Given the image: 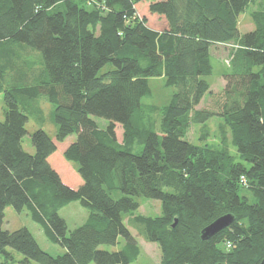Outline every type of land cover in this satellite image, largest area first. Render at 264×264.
<instances>
[{
    "label": "trees",
    "instance_id": "16d2710c",
    "mask_svg": "<svg viewBox=\"0 0 264 264\" xmlns=\"http://www.w3.org/2000/svg\"><path fill=\"white\" fill-rule=\"evenodd\" d=\"M168 26L154 30L136 9ZM263 0H0V264H130L140 246L125 224L160 247L161 264H261L264 260V9L249 13L254 29L239 31V18ZM233 45L213 93L212 49ZM18 49H21L18 51ZM39 55H38V53ZM29 53L35 54L31 60ZM38 66V67H37ZM176 88L156 121L145 124L142 101L149 79ZM7 80H11V84ZM211 96L209 107L197 109ZM45 97L54 105L56 142L76 134L64 152L83 181L63 183L48 158L56 143L43 130L32 135L35 154L22 147L28 117L19 97ZM223 119V146L189 141L191 125ZM92 117L109 121L106 129ZM116 125L123 128L122 142ZM227 132L230 133L229 149ZM161 202V215H137L138 198ZM79 202L89 212L69 230L59 214ZM28 209L45 235L65 250L52 256L22 228L2 229L5 209ZM234 222L203 241L201 231L221 216ZM125 246L117 252L101 250Z\"/></svg>",
    "mask_w": 264,
    "mask_h": 264
},
{
    "label": "rangeland",
    "instance_id": "374dc122",
    "mask_svg": "<svg viewBox=\"0 0 264 264\" xmlns=\"http://www.w3.org/2000/svg\"><path fill=\"white\" fill-rule=\"evenodd\" d=\"M262 0H260L261 2ZM263 5L259 8L258 5H251L248 9V12L243 13L239 18V31L241 34H245L254 29V25L251 23L249 13L254 10L264 9V0ZM149 2H140L136 5L137 13L141 18L147 19V25L154 30H164L167 28L168 23L166 19L162 16L151 14L149 11ZM21 49H18L20 51ZM233 50V45H221L215 46L212 49V63L214 66V73L211 77L208 78L211 83V90L213 93H219L225 86V81L223 74L226 71L229 61L231 60V51ZM38 53V52H37ZM39 55V53H38ZM30 59L33 60L36 58L35 54L29 53ZM35 62L38 66L39 60ZM37 66V67H38ZM8 83H12L11 80H7ZM151 96L143 99V110L145 114V124L148 122L156 121L159 125L160 121V110L169 104L171 97L173 96L176 88L167 87L165 83V78L157 77L149 79ZM19 106L20 110L25 113L28 117V123L26 124L27 134L22 140V147L25 152L29 154H35V148L32 143V135L37 130L45 131L54 142H56V132L57 125L54 122V105L50 103L44 96L32 100L28 97H19ZM212 98L207 95L197 107V109L207 108L211 105ZM6 109L5 105V95L0 93V120H4V111ZM92 119L97 123L98 127L101 129H106L109 125V121L99 118L92 117ZM223 125V119L220 117H213L207 123L209 128V136L204 141H200L199 137L201 135L202 125H191L188 139L190 142L196 145L209 146L214 149H220L223 146V139L221 133V126ZM116 134L119 141H122L123 128L120 125H116ZM76 140V134L68 137L63 143H57L58 149L50 158V163L52 166L59 172L63 182L68 184L71 188H78V183L80 180L79 175L73 167V164L66 161L64 158V149L67 148L70 143ZM227 142L229 144V149L232 153L235 154V149L231 145L230 133L227 132ZM140 203V208L136 212L137 215H142L146 217H157L161 215V202L157 200H151L147 198H138ZM74 209H84L79 202H74L68 208H65L61 214L65 216L68 221L69 230H73L79 227V220L81 218H75ZM89 215V212H88ZM61 216V215H60ZM62 217V216H61ZM81 217L83 212H81ZM63 218V217H62ZM84 224V223H83ZM125 224L128 226L132 235L137 240L141 253L139 257L130 264H161L162 254L160 247L157 243H152L146 241L141 235L138 234L137 230L128 223V219L125 220ZM77 226V227H76ZM81 226V225H80ZM22 228H27L35 237L40 248L52 256H59L65 253V250L59 245L52 242L44 233L43 227L35 222L32 219L31 213L28 209L18 213L13 207L9 206L5 209V218L2 225L3 230L10 232L17 231ZM125 246L124 238H119L118 244L115 246L111 245H102L101 250L108 252H117L123 249ZM8 251L14 257V262L12 264H23L24 256L10 248ZM4 260V256L0 254V262ZM28 264H38L34 261H30ZM95 264V263H91Z\"/></svg>",
    "mask_w": 264,
    "mask_h": 264
},
{
    "label": "water",
    "instance_id": "95a60500",
    "mask_svg": "<svg viewBox=\"0 0 264 264\" xmlns=\"http://www.w3.org/2000/svg\"><path fill=\"white\" fill-rule=\"evenodd\" d=\"M233 222H234V216L231 214H227L219 217L201 231V239L203 241H206L213 238L215 235L227 229ZM220 264H225V263H220ZM261 264H264V260L262 261Z\"/></svg>",
    "mask_w": 264,
    "mask_h": 264
},
{
    "label": "crops",
    "instance_id": "0c3cea01",
    "mask_svg": "<svg viewBox=\"0 0 264 264\" xmlns=\"http://www.w3.org/2000/svg\"><path fill=\"white\" fill-rule=\"evenodd\" d=\"M119 140V139H118ZM119 142H122V141H119ZM56 143V142H55ZM73 143V142H72ZM72 143H70V144H72ZM69 144V145H70ZM56 146H57V149H58V145H57V143H56ZM68 148V147H67ZM66 147H65V149H64V152H65V150L67 149ZM53 156V154L48 158V161H49V163H50V158ZM50 165L52 166V164L50 163ZM52 168L59 174V172L52 166ZM78 174V173H77ZM60 175V174H59ZM60 177H61V175H60ZM80 177V176H79ZM62 179V178H61ZM63 181V180H62ZM64 183V182H63ZM65 184V183H64ZM83 184V181H82V179L80 178V180H79V183H78V188L81 186ZM66 185L67 186H69L67 183H66ZM70 187V186H69ZM71 188V187H70ZM77 188V189H78ZM72 189H74L73 187H72ZM74 203V202H73ZM71 204L72 203H70L69 205H67L66 207H64V208H62L61 210H60V212H59V214L66 220V222H67V224H68V221H67V219L65 218V216H63L62 214H61V212L65 209V208H68L69 206H71ZM74 211V214H75V218H81V220H79V226L80 225H82L86 220H87V218H88V212H86V211H84V209H79V210H77V209H74L73 210ZM81 212H83V216L84 217H81ZM69 227V226H68ZM77 227V226H76Z\"/></svg>",
    "mask_w": 264,
    "mask_h": 264
}]
</instances>
